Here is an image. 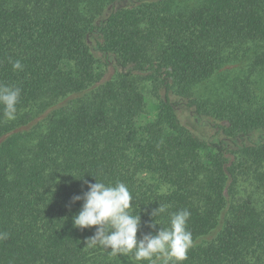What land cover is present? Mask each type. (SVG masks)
Here are the masks:
<instances>
[{"label":"trees","instance_id":"1","mask_svg":"<svg viewBox=\"0 0 264 264\" xmlns=\"http://www.w3.org/2000/svg\"><path fill=\"white\" fill-rule=\"evenodd\" d=\"M0 84V264H136L73 226L95 178L138 238L187 209L182 264H264V0H0Z\"/></svg>","mask_w":264,"mask_h":264},{"label":"clouds","instance_id":"2","mask_svg":"<svg viewBox=\"0 0 264 264\" xmlns=\"http://www.w3.org/2000/svg\"><path fill=\"white\" fill-rule=\"evenodd\" d=\"M12 67L22 70L23 66L16 60L12 62ZM20 93L18 87L0 84V105L6 120L16 118ZM84 183L88 190L71 198L72 202L83 201L72 221L73 226L81 230L95 226L94 234L86 240L88 248L110 249L112 256H131L136 264L144 261L147 264H182L188 258V251L194 242L187 228L191 215L187 209L170 213L169 227H160L155 234L148 232L138 238L140 216L138 212L133 214V196L128 186L123 182L106 184L96 178L95 183L86 180ZM167 208L166 205H159L150 213L152 221L147 225L150 229L159 224L153 221V216L166 213ZM7 235L0 233V239H6Z\"/></svg>","mask_w":264,"mask_h":264}]
</instances>
